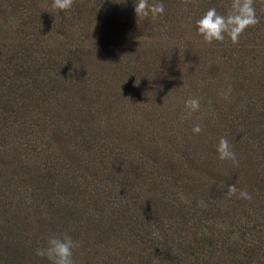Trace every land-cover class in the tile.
<instances>
[{
	"label": "trees",
	"instance_id": "trees-1",
	"mask_svg": "<svg viewBox=\"0 0 264 264\" xmlns=\"http://www.w3.org/2000/svg\"><path fill=\"white\" fill-rule=\"evenodd\" d=\"M154 2L0 0V264H264V0L237 44L196 25L231 0Z\"/></svg>",
	"mask_w": 264,
	"mask_h": 264
},
{
	"label": "clouds",
	"instance_id": "clouds-1",
	"mask_svg": "<svg viewBox=\"0 0 264 264\" xmlns=\"http://www.w3.org/2000/svg\"><path fill=\"white\" fill-rule=\"evenodd\" d=\"M74 0H52L51 7L57 12L66 11L73 5ZM135 14L138 18L152 19L162 16L164 13V5L162 3H149V0H134ZM259 17L256 14L254 0H231L227 12L221 14L217 12L215 7L209 8L201 18L196 20L197 32L203 37L204 42L212 44L213 41L223 42L225 37L230 38L233 44L239 42L241 34L248 28L254 27L259 23ZM232 92L231 86L222 89L219 95L225 99H230ZM200 98L189 97L184 101L185 114L182 119L191 117L193 112L200 110ZM194 133L202 131L200 124L193 126ZM216 151L220 160H229L233 164H237V154L234 147L229 143L226 137H220L216 145ZM224 185H221L223 188ZM227 194L229 197L238 194V198L251 200L252 196L246 189H238L235 184L227 186ZM75 242L67 234L53 233L47 238L46 246L38 248L36 255L47 257L51 264H75L73 259V249L78 247Z\"/></svg>",
	"mask_w": 264,
	"mask_h": 264
}]
</instances>
